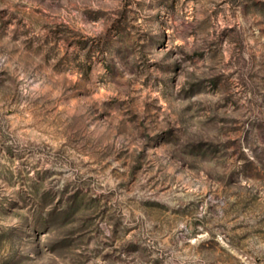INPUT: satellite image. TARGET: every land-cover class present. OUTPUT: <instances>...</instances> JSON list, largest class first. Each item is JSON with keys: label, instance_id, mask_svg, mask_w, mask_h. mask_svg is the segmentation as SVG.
<instances>
[{"label": "rangeland", "instance_id": "374dc122", "mask_svg": "<svg viewBox=\"0 0 264 264\" xmlns=\"http://www.w3.org/2000/svg\"><path fill=\"white\" fill-rule=\"evenodd\" d=\"M0 264H264V0H0Z\"/></svg>", "mask_w": 264, "mask_h": 264}]
</instances>
